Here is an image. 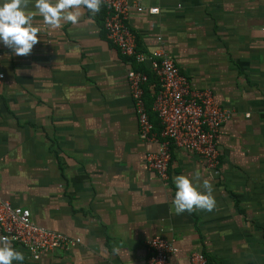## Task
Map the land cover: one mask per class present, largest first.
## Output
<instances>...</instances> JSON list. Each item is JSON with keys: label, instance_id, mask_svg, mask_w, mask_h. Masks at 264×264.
Wrapping results in <instances>:
<instances>
[{"label": "crops", "instance_id": "crops-1", "mask_svg": "<svg viewBox=\"0 0 264 264\" xmlns=\"http://www.w3.org/2000/svg\"><path fill=\"white\" fill-rule=\"evenodd\" d=\"M129 1L144 6L129 10L137 50L165 51L194 89H210L233 110L219 131L220 162L209 168L171 145L169 179L148 168L162 138L141 135L128 72L149 71L150 105L158 77L107 38L105 4L55 31L36 14L40 40L30 55L0 42V195L82 241L40 259L12 242L25 257L13 264H147V242L158 234L174 239L171 264H191L193 251L208 264H264V0ZM197 166L216 208L177 215L173 177Z\"/></svg>", "mask_w": 264, "mask_h": 264}, {"label": "built area", "instance_id": "built-area-1", "mask_svg": "<svg viewBox=\"0 0 264 264\" xmlns=\"http://www.w3.org/2000/svg\"><path fill=\"white\" fill-rule=\"evenodd\" d=\"M104 4L107 9L104 19L107 38L122 55L132 57L139 64L149 61L151 70L158 77L152 110L160 120V133L155 131L145 100L149 73L134 68L128 72L141 135L146 139L162 138L159 149L147 157L148 168L163 181L168 180L171 145L195 152L209 168H216L220 162L219 131L232 118L233 110L218 104L210 89H194L189 77L181 72L165 51L157 50L149 55L137 50L136 35L128 24L129 10L136 7L142 11L144 6L139 2L130 3L129 0H105ZM148 10L151 13L159 12L158 7ZM3 78L4 73H0V81ZM0 228L2 236L15 237L12 242L24 247L34 259H40L48 251L69 249L82 241L80 237L39 225L29 208L14 206L1 195ZM146 249L147 264H171V255L177 251V246L174 239L158 234L148 240ZM189 259L191 264H208L206 255L201 251L191 252Z\"/></svg>", "mask_w": 264, "mask_h": 264}, {"label": "clouds", "instance_id": "clouds-1", "mask_svg": "<svg viewBox=\"0 0 264 264\" xmlns=\"http://www.w3.org/2000/svg\"><path fill=\"white\" fill-rule=\"evenodd\" d=\"M32 0H2L0 2V42L13 50L17 56L32 53L39 42L40 28L34 26V16L43 18L50 31L60 29L64 23L76 25L84 10L92 15L101 11L105 0H35V10H28ZM175 196L172 201L175 214L197 211L212 212L216 208L213 184L204 178L197 166L192 176L180 174L173 177ZM15 237L0 236V264L23 261V252L17 251L12 240Z\"/></svg>", "mask_w": 264, "mask_h": 264}, {"label": "trees", "instance_id": "trees-1", "mask_svg": "<svg viewBox=\"0 0 264 264\" xmlns=\"http://www.w3.org/2000/svg\"><path fill=\"white\" fill-rule=\"evenodd\" d=\"M142 69H143V67H142ZM144 70H146V69H144ZM147 71V70H146ZM147 72H149V71H147ZM145 96H146V92H145ZM153 103V102H152ZM147 106H148V109H149V111L151 112L152 111V105H150V103H147ZM160 120L158 121V120H156L155 122H154V124L156 123V124H159L160 125Z\"/></svg>", "mask_w": 264, "mask_h": 264}]
</instances>
